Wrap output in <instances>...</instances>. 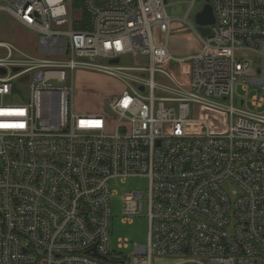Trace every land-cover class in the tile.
<instances>
[{
	"label": "built area",
	"instance_id": "built-area-1",
	"mask_svg": "<svg viewBox=\"0 0 264 264\" xmlns=\"http://www.w3.org/2000/svg\"><path fill=\"white\" fill-rule=\"evenodd\" d=\"M197 2L215 17L206 35L189 20ZM81 3L0 5L37 34L32 53L0 42V264H264V0H187L174 16L168 0ZM174 20L202 43L185 84L156 65L183 59L167 49ZM76 69L120 81L102 113L74 110ZM239 82L258 87L251 108L233 106ZM193 104L226 112L228 130ZM135 176L148 187L122 197L123 220L144 213L148 241L122 255L110 201Z\"/></svg>",
	"mask_w": 264,
	"mask_h": 264
},
{
	"label": "rangeland",
	"instance_id": "rangeland-1",
	"mask_svg": "<svg viewBox=\"0 0 264 264\" xmlns=\"http://www.w3.org/2000/svg\"><path fill=\"white\" fill-rule=\"evenodd\" d=\"M175 2L167 8L171 16L183 15L188 4L187 0H168ZM74 5L76 9L81 8L82 3L78 1ZM0 5H7V0H0ZM202 6L197 2L190 13L189 20L195 24V12ZM151 34L156 44L165 43V37L157 26L151 27ZM37 34L22 26L6 11L0 9V42H10L25 52H34ZM202 48L196 32L189 25L179 20L171 23V32L167 38V49L174 58H183L180 61L156 60V65L166 69L172 77L181 84H185L190 77V62L187 57L198 53ZM2 50L0 49V54ZM3 56V55H1ZM14 86L26 93L23 86L13 82ZM245 84L238 83L235 86L233 106L237 108H251L250 97L258 89L257 86H249L246 90ZM122 90L120 81L104 73L76 69L73 73L72 103L74 110L79 114H100L107 108L108 101ZM264 96V92H263ZM219 103L229 104V101L215 99ZM192 116L206 120L212 133H225L228 130L229 116L226 112L203 105L193 104L191 107ZM148 181L144 177L135 176L126 178L123 182L114 185L116 194L111 197V226L110 246L118 254L129 255L134 244L146 245L148 241V221L146 216L137 215L130 220H123L122 197L135 190L146 191ZM126 239L128 248H118L117 240Z\"/></svg>",
	"mask_w": 264,
	"mask_h": 264
},
{
	"label": "water",
	"instance_id": "water-1",
	"mask_svg": "<svg viewBox=\"0 0 264 264\" xmlns=\"http://www.w3.org/2000/svg\"><path fill=\"white\" fill-rule=\"evenodd\" d=\"M195 23L198 25L199 31L206 35L209 33L208 25H212L215 22V17L212 11V8L209 4H205L203 8L196 13ZM112 62L116 63L117 59L112 60ZM2 73L4 72L3 69L0 70Z\"/></svg>",
	"mask_w": 264,
	"mask_h": 264
},
{
	"label": "trees",
	"instance_id": "trees-1",
	"mask_svg": "<svg viewBox=\"0 0 264 264\" xmlns=\"http://www.w3.org/2000/svg\"><path fill=\"white\" fill-rule=\"evenodd\" d=\"M78 1H79V3H80V1L81 0H73V5H77L76 3H78ZM84 19H85V24L84 25H79V24H74L73 25V27L75 28V29H81V28H83L84 26H87V24H88V17L87 16H84Z\"/></svg>",
	"mask_w": 264,
	"mask_h": 264
}]
</instances>
